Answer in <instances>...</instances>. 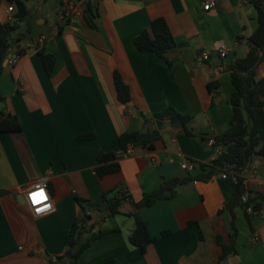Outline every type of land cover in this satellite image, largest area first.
Returning a JSON list of instances; mask_svg holds the SVG:
<instances>
[{
	"label": "crops",
	"instance_id": "obj_1",
	"mask_svg": "<svg viewBox=\"0 0 264 264\" xmlns=\"http://www.w3.org/2000/svg\"><path fill=\"white\" fill-rule=\"evenodd\" d=\"M36 3L27 1L28 23L12 35L8 55L18 61L7 63L0 75L5 99L0 114L12 110L21 127L18 133H0V264L60 263L57 258L64 255L75 223L87 231L83 239L98 231L109 233L93 241L79 259L63 264H215L217 236L227 244L232 233L231 214L223 208L234 193L231 178L218 172L207 182L191 181L176 187L171 199L138 210L126 201L120 214L105 219L99 216L104 212L102 195L121 186L137 202L164 179L198 174L201 165L208 166L226 150L207 140L230 127L234 88L228 67L246 55L247 40L258 28L254 7L247 0H217L209 11L203 9L205 0ZM67 4L77 11L59 25L57 14ZM87 4L95 14L94 27L84 19ZM14 13L13 4L0 0V24ZM157 18L164 19L175 40L170 66L134 45V37ZM36 44L56 58L51 76ZM222 45L232 53L219 58L216 51ZM204 53L208 60L202 59ZM220 65L223 71L217 70ZM114 72L129 88L127 104L117 101ZM262 77L264 63L255 79ZM177 113L191 117L185 126ZM146 130L160 134L152 150L117 151L121 134ZM83 134L93 138L78 141ZM259 135L264 148V128ZM106 152L116 153L120 170L99 178L97 157ZM183 162L192 163L193 171L181 170ZM251 169L259 181L250 183L249 190L264 194V156L254 158ZM41 181L47 184L52 211L34 216L24 191ZM134 212L154 239L144 254L129 242L135 221L126 214ZM233 214L236 253L221 264H264V203L258 213L239 205Z\"/></svg>",
	"mask_w": 264,
	"mask_h": 264
},
{
	"label": "trees",
	"instance_id": "obj_2",
	"mask_svg": "<svg viewBox=\"0 0 264 264\" xmlns=\"http://www.w3.org/2000/svg\"><path fill=\"white\" fill-rule=\"evenodd\" d=\"M6 1L15 6V13L11 21L0 24V75L4 71L3 64L8 50L14 41L12 38L13 33L19 29L20 24L26 23L27 25L30 16V12L26 6L28 0ZM247 2L257 12L258 28L247 40L248 51L246 55L234 61L228 67L231 83L234 88L229 99L232 118L229 129L215 138L217 143L226 146V150L208 166L201 165V171L198 174H187L183 178L164 179L157 190L144 193L142 198L137 202H134L121 186L102 195L103 202L105 203L103 208L105 214L101 219H105L120 214L121 206L126 201L136 210L147 208L157 201L171 199L175 195L176 187L180 185L191 181L207 182L218 172H231L236 176L237 184L234 186L232 198L224 204L223 208L231 214L232 233L227 244L223 243L220 237L217 236L216 240L220 247V253L215 264H221L227 256L236 253L237 230L234 226L233 209L236 206L243 205L246 208H251L252 212L258 213L261 209V204L264 203V194L245 190L241 176L243 170L246 169L254 158L264 156V148L260 146L261 138L259 135L260 131L264 128V77L258 80L255 79L258 66L264 63V0H247ZM83 15L87 24L94 27L95 14L89 4L86 5ZM134 45L140 53H152L159 58L165 59L169 66L171 65V62L168 60V54L175 48V40L164 19L157 18L152 20L148 29L142 30L134 37ZM35 47L46 75L51 76L55 68L56 58L52 54L46 53L38 44ZM112 79L117 101L120 104H127L130 101L128 86L117 72L112 74ZM1 100L5 101L0 96ZM177 116L183 126L191 119L188 115L177 113ZM20 131L19 121L12 110L9 109L6 113L0 114V133H18ZM186 133L191 134L187 130ZM92 138V134H83L78 136L77 140L81 141ZM159 139L160 134L155 130L123 133L118 138L117 151L125 150L128 146L152 150L155 141ZM116 157L115 152L101 153L97 157L98 166L95 168V173L99 178L120 170ZM244 193H247V200L245 203H242L241 196ZM77 203L84 210V202L77 199ZM126 215L133 217L135 221V228L129 237V242L141 254H144L147 247L154 241L149 235L147 223L136 212L127 213ZM85 232L87 231L82 230L76 223L73 224L68 231V247L64 255L57 258L61 262L51 264H63L67 261L79 259L93 241L109 233V231H98L83 239ZM165 234L166 232L163 233V235ZM111 263L109 261L103 264Z\"/></svg>",
	"mask_w": 264,
	"mask_h": 264
},
{
	"label": "built area",
	"instance_id": "obj_3",
	"mask_svg": "<svg viewBox=\"0 0 264 264\" xmlns=\"http://www.w3.org/2000/svg\"><path fill=\"white\" fill-rule=\"evenodd\" d=\"M217 4V0H205V3L203 5V9L205 11H209L211 9H214L216 7ZM77 9L74 5L71 4H67L63 9H61L58 14H57V24L59 25H65L67 24L68 20L71 19L73 17V15L76 13ZM12 17H9V21H11ZM42 42V40L40 39L38 41V44H40ZM232 53V48L230 46H226V45H222L220 46L217 51H216V55L219 58H224L227 55ZM202 59L203 60H208L209 59V55L207 53H204L202 55ZM18 61V57H13L10 58L8 60V64L9 65H14L16 64ZM218 71H223L224 70V66L220 65L217 67ZM207 143L209 145H213V146H217L218 143L216 141L215 138H209L207 140ZM134 148L131 146H128L125 150H122L121 153L124 154H131L133 152ZM180 169L185 171V172H191L194 169V165L192 163H187V162H183L180 164ZM249 165L246 167V169L243 170L242 172V178H243V184H244V188L245 190H249L248 185L250 183H257L259 181V176L258 173L255 169H251L248 170ZM230 169V167H229ZM220 176L222 178H231L233 181V184L236 185L237 184V178L235 175H233L231 172L228 171H223L221 172ZM43 190L46 194V199L42 200L39 203H34L32 200V194ZM24 198L26 201V204L30 210V212L34 215V216H41L43 214H47L49 212L52 211V205H51V197L50 194L48 192V187L45 181H41L38 182L34 185H32L31 187H29L28 189H26L24 191ZM247 200V193H244L241 196V202L245 203ZM49 206V207H46ZM43 209L40 212H37V209ZM52 262H55V259L52 260Z\"/></svg>",
	"mask_w": 264,
	"mask_h": 264
},
{
	"label": "clouds",
	"instance_id": "obj_4",
	"mask_svg": "<svg viewBox=\"0 0 264 264\" xmlns=\"http://www.w3.org/2000/svg\"><path fill=\"white\" fill-rule=\"evenodd\" d=\"M46 199V194L43 190H40V191H37L35 193L32 194V200L34 203H39L41 202L42 200ZM46 207H49V206H46ZM43 209H37V212H40L42 211Z\"/></svg>",
	"mask_w": 264,
	"mask_h": 264
},
{
	"label": "rangeland",
	"instance_id": "obj_5",
	"mask_svg": "<svg viewBox=\"0 0 264 264\" xmlns=\"http://www.w3.org/2000/svg\"><path fill=\"white\" fill-rule=\"evenodd\" d=\"M38 1H40L41 2V0H38ZM48 1V0H47ZM50 1V0H49ZM34 2H35V4H37L36 2H37V0L35 1L34 0ZM44 4V3H43ZM51 14H52V16H51V18H50V20L51 21H53L54 20V17H55V14H54V12H51ZM23 25H21V27H22ZM20 33V31H16V32H14L13 33V36H17L18 34Z\"/></svg>",
	"mask_w": 264,
	"mask_h": 264
},
{
	"label": "water",
	"instance_id": "obj_6",
	"mask_svg": "<svg viewBox=\"0 0 264 264\" xmlns=\"http://www.w3.org/2000/svg\"><path fill=\"white\" fill-rule=\"evenodd\" d=\"M10 58H11V56H9V55L7 54V57H6V59H5V61H4V64H3L4 67L7 65L8 60H9ZM102 215H104V212H102L99 216H102ZM96 217H98V216H96Z\"/></svg>",
	"mask_w": 264,
	"mask_h": 264
}]
</instances>
